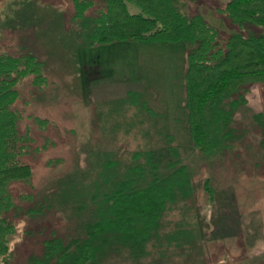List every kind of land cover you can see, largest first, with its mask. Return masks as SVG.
Here are the masks:
<instances>
[{
	"label": "rangeland",
	"instance_id": "rangeland-1",
	"mask_svg": "<svg viewBox=\"0 0 264 264\" xmlns=\"http://www.w3.org/2000/svg\"><path fill=\"white\" fill-rule=\"evenodd\" d=\"M91 1V16L104 9L103 0ZM228 1L175 3L188 16H202L226 39L236 31L218 12ZM72 15L71 0H0V55L31 51L48 81L40 89L29 76L15 86L12 108L23 113L19 131L27 129L33 140L22 161L32 167L33 178L30 188L14 184L10 192L22 210L40 204L45 210L15 219L12 264H28L42 254L43 241L67 228L66 215L47 209V203L65 201L72 210L90 204L91 195L100 197L122 177L133 153L161 152L169 135L182 162L195 168L196 192L165 213L141 264H264V85L248 87L246 105L231 125L234 140L207 161L189 142L183 112L189 45L125 41L85 47ZM35 118L47 125L40 127ZM207 179L212 202L203 190ZM23 195L32 201L19 200Z\"/></svg>",
	"mask_w": 264,
	"mask_h": 264
},
{
	"label": "trees",
	"instance_id": "trees-1",
	"mask_svg": "<svg viewBox=\"0 0 264 264\" xmlns=\"http://www.w3.org/2000/svg\"><path fill=\"white\" fill-rule=\"evenodd\" d=\"M71 22L79 28L78 41L85 47L114 42L189 45L184 72L183 112L194 150L207 161L218 158L234 140L232 123L246 105L248 87L264 85V0H229L224 15L236 28L226 39L202 16H188L175 0H103L94 15L91 0H71ZM127 4L138 12L131 13ZM28 52V51H27ZM18 56L0 55V262L12 264L9 251L17 233L15 219L41 214L40 206L22 210L11 195L14 184L30 188L32 167L22 161L30 155L33 140L28 130L20 133L22 112L12 105L18 99L16 84L32 76L31 85L43 88L48 81L44 65L31 51ZM42 126L46 120L34 119ZM163 151L144 150L131 155L122 177L90 204L63 201L55 208L69 224L62 235L43 241L40 256L28 264H104L108 260L141 264L147 245L168 211L192 199L195 168L182 162L173 136L166 137ZM38 151L34 149L33 152ZM59 162V161H58ZM204 183L207 200L214 189ZM48 191V190H47ZM96 198V199H95ZM19 200L32 201V196Z\"/></svg>",
	"mask_w": 264,
	"mask_h": 264
}]
</instances>
